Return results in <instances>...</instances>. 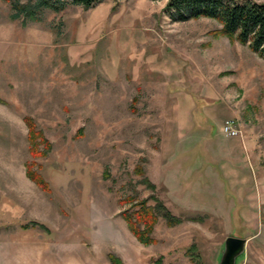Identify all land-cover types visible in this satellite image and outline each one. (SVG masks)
<instances>
[{
    "label": "rangeland",
    "instance_id": "1",
    "mask_svg": "<svg viewBox=\"0 0 264 264\" xmlns=\"http://www.w3.org/2000/svg\"><path fill=\"white\" fill-rule=\"evenodd\" d=\"M165 2L23 23L0 0V264H195L191 246L219 264L227 237L246 240L236 264H264V61ZM156 201L178 223L159 215L144 245L122 213Z\"/></svg>",
    "mask_w": 264,
    "mask_h": 264
},
{
    "label": "trees",
    "instance_id": "2",
    "mask_svg": "<svg viewBox=\"0 0 264 264\" xmlns=\"http://www.w3.org/2000/svg\"><path fill=\"white\" fill-rule=\"evenodd\" d=\"M104 0H35L19 4L15 0H8L15 14L13 20L22 18L23 23L40 21V14L45 10L58 13L68 6H79L88 10L101 4ZM152 2L166 1L162 13L173 23H184L198 19L215 21L221 26L217 35L237 41L248 48L264 61V0H150ZM29 131V138L35 135L32 121L24 119ZM35 146H31L33 150ZM28 168V166H27ZM29 179L40 185L43 190L46 184L37 175L27 170ZM153 187V186H151ZM46 188V189H45ZM154 189V188H153ZM134 202V200H133ZM135 210L123 212L133 236L144 245L153 243L152 229L160 215L167 226H175L178 220L162 205L156 201L153 208L146 206V202H137ZM187 255L195 264H199V256L194 246L187 250ZM111 264H119L113 256L108 257ZM153 264H162L155 260Z\"/></svg>",
    "mask_w": 264,
    "mask_h": 264
},
{
    "label": "water",
    "instance_id": "3",
    "mask_svg": "<svg viewBox=\"0 0 264 264\" xmlns=\"http://www.w3.org/2000/svg\"><path fill=\"white\" fill-rule=\"evenodd\" d=\"M245 245V239L227 237L223 244L219 264H236L238 258L244 253Z\"/></svg>",
    "mask_w": 264,
    "mask_h": 264
},
{
    "label": "built area",
    "instance_id": "4",
    "mask_svg": "<svg viewBox=\"0 0 264 264\" xmlns=\"http://www.w3.org/2000/svg\"><path fill=\"white\" fill-rule=\"evenodd\" d=\"M222 133L228 138H240L241 133L233 121H225L222 125Z\"/></svg>",
    "mask_w": 264,
    "mask_h": 264
},
{
    "label": "crops",
    "instance_id": "5",
    "mask_svg": "<svg viewBox=\"0 0 264 264\" xmlns=\"http://www.w3.org/2000/svg\"><path fill=\"white\" fill-rule=\"evenodd\" d=\"M121 57V56H120ZM121 59H122V57L121 58H119V60H118V62L117 63H115L114 64V66H113V69L111 68V73H115V75L114 76H116V74L118 73V71H119V68H120V64H121ZM110 73V72H109ZM109 74V76L110 77H112V74ZM187 128H192V127H187ZM186 127L185 128H183V130H182V132H179L180 134H183V132L187 129ZM221 133H222V130L220 131ZM170 133H172V131L170 132ZM223 134V133H222ZM236 138H229L228 139V142H233L232 140H235ZM231 140V141H230Z\"/></svg>",
    "mask_w": 264,
    "mask_h": 264
}]
</instances>
